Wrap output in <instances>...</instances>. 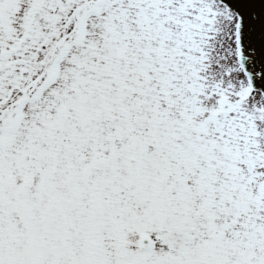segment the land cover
Masks as SVG:
<instances>
[{
	"label": "snow or ice",
	"instance_id": "obj_1",
	"mask_svg": "<svg viewBox=\"0 0 264 264\" xmlns=\"http://www.w3.org/2000/svg\"><path fill=\"white\" fill-rule=\"evenodd\" d=\"M0 264H264V0H0Z\"/></svg>",
	"mask_w": 264,
	"mask_h": 264
}]
</instances>
